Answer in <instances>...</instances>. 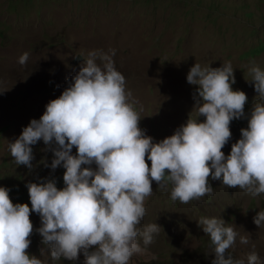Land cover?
<instances>
[{
	"label": "rangeland",
	"instance_id": "obj_1",
	"mask_svg": "<svg viewBox=\"0 0 264 264\" xmlns=\"http://www.w3.org/2000/svg\"><path fill=\"white\" fill-rule=\"evenodd\" d=\"M93 50L108 55L115 50V67L138 101L139 127L153 142L173 135L193 111L199 86L187 82L190 68L195 63L218 68L230 61L236 81L232 89L248 99L245 117L230 123L232 136L222 149L227 156L240 130L247 128L257 96L248 68L254 61L264 70V0H0V187L10 190L14 204L31 208L26 199L30 182L55 179L58 189L65 186L62 166L45 167L54 157L42 140L31 146V170L15 163L8 145L32 119H40ZM25 52L29 59L22 66L18 59ZM191 116L196 118L195 111ZM209 184L212 195L184 204L170 199L171 184L161 191L153 181L140 227L156 223L161 230L146 248L140 241L145 251L134 254L129 264H212L210 237L197 223L201 217L222 218L238 233L226 256L247 264V255L255 251L264 264V225L253 222L264 211V194L252 196L211 177ZM30 220V256L44 264H84L82 252L75 261L52 260L36 231L40 216L31 212ZM241 236H248L249 243L242 244Z\"/></svg>",
	"mask_w": 264,
	"mask_h": 264
},
{
	"label": "clouds",
	"instance_id": "obj_2",
	"mask_svg": "<svg viewBox=\"0 0 264 264\" xmlns=\"http://www.w3.org/2000/svg\"><path fill=\"white\" fill-rule=\"evenodd\" d=\"M114 55L115 50L111 55L89 52L69 86L49 101L40 119H32L9 142L15 163L31 170V146L42 140L54 157L45 167L62 166L65 186L58 189L55 179L28 183L31 208L14 204L10 190L0 187V264H44L27 252L33 233L31 212L40 216L42 226L36 231L52 260L75 261L82 252L84 264H129L161 230L156 223L140 227L153 181L161 191H168L171 184L170 199L184 204L213 194L209 177L252 196L264 194V70L254 61L248 68V81L254 83L257 96L247 128L240 130L241 138L225 156L222 149L232 136L230 123L245 117L248 99L245 92L232 89L236 81L230 61L218 68L200 63L190 68L187 82L199 86L193 93L196 118L192 111L173 135L153 142L139 127L138 101L126 89ZM28 59L25 52L18 63L23 66ZM200 116L206 119L200 122ZM253 222L264 225V211ZM197 223L210 237L212 264H245L226 256L238 235L234 227L216 217H201ZM240 242L248 244L249 237L241 236ZM247 264H261L255 251L247 255Z\"/></svg>",
	"mask_w": 264,
	"mask_h": 264
},
{
	"label": "trees",
	"instance_id": "obj_3",
	"mask_svg": "<svg viewBox=\"0 0 264 264\" xmlns=\"http://www.w3.org/2000/svg\"><path fill=\"white\" fill-rule=\"evenodd\" d=\"M24 197H25V196H24ZM18 198H19V200H20V199L23 200L22 197H20V196H18ZM27 198L30 199L29 195L26 196V199H27ZM23 201H24V200H23Z\"/></svg>",
	"mask_w": 264,
	"mask_h": 264
}]
</instances>
